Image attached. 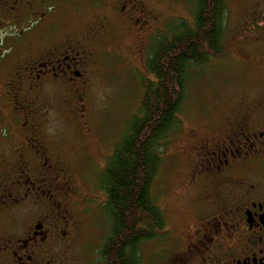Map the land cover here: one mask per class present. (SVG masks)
Wrapping results in <instances>:
<instances>
[{
	"label": "flooded vegetation",
	"instance_id": "obj_1",
	"mask_svg": "<svg viewBox=\"0 0 264 264\" xmlns=\"http://www.w3.org/2000/svg\"><path fill=\"white\" fill-rule=\"evenodd\" d=\"M151 1L0 0V264H63L94 222L99 198L80 188L43 132L56 102L86 111L91 71L107 57L145 55L165 32L168 19ZM244 16L264 19V4ZM249 42L264 47V33ZM245 59L263 75L261 93L224 130L197 133L196 161L176 194L183 205L159 206L151 264H264V58ZM94 178L90 192L99 190Z\"/></svg>",
	"mask_w": 264,
	"mask_h": 264
},
{
	"label": "rangeland",
	"instance_id": "obj_2",
	"mask_svg": "<svg viewBox=\"0 0 264 264\" xmlns=\"http://www.w3.org/2000/svg\"><path fill=\"white\" fill-rule=\"evenodd\" d=\"M225 2V40L232 48L223 58L211 59L206 66L191 70L178 126L170 134L152 186V196L166 212L183 205L176 194L182 174L196 161L193 147L198 142L197 133L224 130L228 119V122L234 119L261 93V71L248 60H243L247 55L264 58V47L249 42L251 37L264 33V19L250 23L244 15L254 3L264 4V0ZM151 4L164 12L168 23L177 19L192 23V0H158L151 1ZM145 55L131 53L124 59L107 57V64L91 71L85 91L86 111L73 114L56 102L55 113L49 117L43 132L51 148L65 158V165L76 177L80 188L92 197L97 196L99 202L103 201L104 195L100 189L90 192L92 178L104 167L113 144L139 107L142 83L151 79L145 68ZM1 88L0 85V109L3 106L4 113ZM208 121L211 124H207ZM3 125V120H0V126ZM95 211L90 216H96ZM3 229L0 225V233ZM104 233V216L97 215L94 222L87 220L77 236L78 240L66 247L63 264H99L96 252L101 244L100 236ZM151 248L148 243L141 247V264H151L148 255Z\"/></svg>",
	"mask_w": 264,
	"mask_h": 264
},
{
	"label": "trees",
	"instance_id": "obj_3",
	"mask_svg": "<svg viewBox=\"0 0 264 264\" xmlns=\"http://www.w3.org/2000/svg\"><path fill=\"white\" fill-rule=\"evenodd\" d=\"M192 4V23L171 20L165 32L150 40L144 64L151 79L142 83L138 109L94 178L104 195L95 213L106 220L96 252L99 264H141V247L163 227L151 191L178 126L191 70L223 58L232 48L225 40V0Z\"/></svg>",
	"mask_w": 264,
	"mask_h": 264
}]
</instances>
